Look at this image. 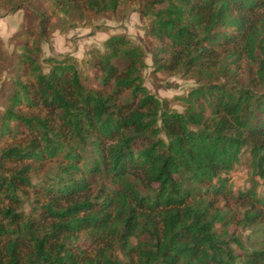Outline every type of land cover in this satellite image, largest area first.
<instances>
[{
	"label": "trees",
	"instance_id": "obj_1",
	"mask_svg": "<svg viewBox=\"0 0 264 264\" xmlns=\"http://www.w3.org/2000/svg\"><path fill=\"white\" fill-rule=\"evenodd\" d=\"M38 2L0 115V264H264V190L228 183L244 150L264 178V0ZM123 4L145 18L154 70L195 79L182 111L143 84L125 34L85 61L98 87L75 58H40L54 16L90 27Z\"/></svg>",
	"mask_w": 264,
	"mask_h": 264
},
{
	"label": "rangeland",
	"instance_id": "obj_2",
	"mask_svg": "<svg viewBox=\"0 0 264 264\" xmlns=\"http://www.w3.org/2000/svg\"><path fill=\"white\" fill-rule=\"evenodd\" d=\"M38 0H26L20 8L8 10L0 6V47L3 50L4 60L0 65V115L5 104V94L11 85L15 73L16 46L18 45V32L34 22L32 12ZM93 24L83 27L72 17L62 20L54 16L52 23L46 31L45 39L41 40V59L53 57L61 59L66 56L75 58L80 70L83 82L92 87H98V81L93 78L94 72L85 62L91 53L103 51V41L111 34H125L131 42L142 47L145 53L147 66L142 70L143 84L147 89L161 100H166L168 105L182 111V106L177 99L195 85V79L190 76H182L177 71H155L150 54V43L145 38V18L136 10H130L120 5L119 9L112 14H100L91 16ZM76 21V22H75ZM47 68L46 63H42ZM242 74L245 71H240ZM17 137V136H16ZM15 137V138H16ZM13 138V139H15ZM9 139V140H13ZM53 163L45 162L39 165L37 171L31 172V182L35 186L43 184L53 171ZM229 185L236 194L246 190L255 182L258 194L264 190V178L254 174L250 154L244 150L237 164L228 173ZM231 209L239 213V206L229 201ZM29 205H25V210ZM231 230H235L234 227ZM239 234H248V230L237 227ZM240 253L239 250H236Z\"/></svg>",
	"mask_w": 264,
	"mask_h": 264
}]
</instances>
